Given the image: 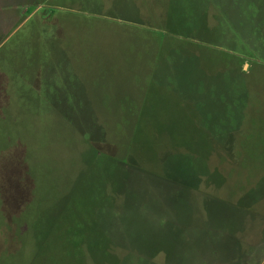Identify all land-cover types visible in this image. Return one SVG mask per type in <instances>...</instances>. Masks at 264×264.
I'll return each mask as SVG.
<instances>
[{"label":"rangeland","instance_id":"obj_1","mask_svg":"<svg viewBox=\"0 0 264 264\" xmlns=\"http://www.w3.org/2000/svg\"><path fill=\"white\" fill-rule=\"evenodd\" d=\"M189 3L0 0V264H264V52Z\"/></svg>","mask_w":264,"mask_h":264},{"label":"crops","instance_id":"obj_2","mask_svg":"<svg viewBox=\"0 0 264 264\" xmlns=\"http://www.w3.org/2000/svg\"><path fill=\"white\" fill-rule=\"evenodd\" d=\"M188 8L189 37L216 45L229 42L239 57L264 52L259 50L264 49V0H190Z\"/></svg>","mask_w":264,"mask_h":264},{"label":"trees","instance_id":"obj_3","mask_svg":"<svg viewBox=\"0 0 264 264\" xmlns=\"http://www.w3.org/2000/svg\"><path fill=\"white\" fill-rule=\"evenodd\" d=\"M174 143H176V142H174ZM170 145H171V146H174L173 144H170ZM171 150H172V149H171ZM171 150H170V151H171ZM161 158H162V156H161ZM116 159H117V162L115 161V163L117 164L116 166L119 167V164L122 162V160L119 161L118 158H116ZM163 159H164V158H163ZM129 160H130V159H129ZM161 160H162V159H161ZM164 160H167V159H164ZM127 162H128V161H127Z\"/></svg>","mask_w":264,"mask_h":264}]
</instances>
